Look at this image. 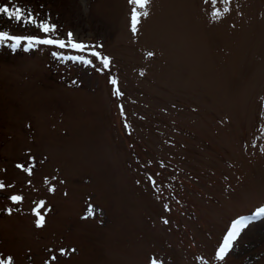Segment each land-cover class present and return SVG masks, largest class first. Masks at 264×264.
Here are the masks:
<instances>
[{"label":"rangeland","instance_id":"1","mask_svg":"<svg viewBox=\"0 0 264 264\" xmlns=\"http://www.w3.org/2000/svg\"><path fill=\"white\" fill-rule=\"evenodd\" d=\"M17 1L0 5L41 9L57 31L5 16L0 32L66 46L0 43V261L264 264V216L215 256L264 207V0ZM69 31L102 48L72 49ZM91 51L109 69L62 59L99 65Z\"/></svg>","mask_w":264,"mask_h":264},{"label":"snow or ice","instance_id":"2","mask_svg":"<svg viewBox=\"0 0 264 264\" xmlns=\"http://www.w3.org/2000/svg\"><path fill=\"white\" fill-rule=\"evenodd\" d=\"M132 3H134L135 5H138L139 7L143 8L147 3L148 0H132ZM224 3H229V0H224ZM224 11H227V9H225ZM25 12L24 9L20 8V7H15L13 6L12 8L8 7V6H3L0 7V14H6L8 19H15L17 22H25V23H34L35 21H33L31 19L32 13L29 11L27 12V17H29V19L25 20L23 13ZM145 15H147V13H145ZM137 16L133 15L132 16V24H131V31L133 33V35L136 34L137 31ZM38 28L44 32L45 34L48 33H55L57 31L56 29V25L52 24L49 25L46 22L41 21L38 25ZM73 32L69 31L67 33V44L75 50L81 51L83 52L86 48L89 47H94V48H102V45H86L84 43H74L73 42ZM11 39L14 41V44L12 45V47L15 48H19L21 46V41L22 39H26L27 40V46L24 48V51H28L32 48H34L36 45H54L57 48L60 49H64L66 46V42L64 39H52V38H48V39H37L34 37H28V38H22L19 36H8V34L6 33H2L0 32V43H2L5 40ZM53 56H57V54L54 52L52 53ZM90 55L92 57L95 58V60L99 61V65H96L92 60H87L84 59V57H63L62 59H68V60H72L73 62H80L82 64L85 65H90L95 67V70L97 72H101L103 70L109 69L110 67V58L108 56L102 55L101 52L99 51H91ZM149 55H152L151 53H149ZM60 58V57H58ZM102 66V67H101ZM109 82L112 85H117V80L116 79H110ZM74 85L77 84V81H73L72 82ZM113 95L116 97H119L122 95V92L119 90V88L114 87L113 89ZM121 115H124L123 112V108H121ZM125 127L127 128V124H125ZM18 168H24L23 165H17ZM25 171L28 172L29 175H31V168H24ZM55 179V178H53ZM151 179V177L149 178ZM61 183H63V181H61ZM5 188V184L0 182V189H4ZM50 192H54L55 191V186L49 188ZM67 193H65L66 195ZM11 200V202L13 204H17L20 201H22V197L20 195H12L9 198ZM40 207L43 208L44 207V202L41 201L40 202ZM165 208L167 209V205H165ZM9 214L12 213V209H8ZM95 214V209L92 206L88 207L87 210V216L83 217L84 219H87L88 217H92ZM33 215L36 217L35 223H36V227L40 228L43 227L44 223H45V214H42L41 212L37 211V210H33ZM259 216H264V207L258 208L257 211L254 214V217H241L239 219H236L232 222L231 225V229L227 232V235L224 237L223 243L221 244V246L218 248V250L215 253L216 259L220 260V261H224L226 258V255L233 250V242L235 239L238 238L240 232L242 231V229L239 227L240 225H245V227L247 226L248 223H251L252 220L255 217H259ZM164 223H168L167 220L164 221ZM68 251L71 252H75V249H70V250H65V249H60L59 250V256H66L68 254ZM51 260L53 262L58 261V257L57 256H52ZM0 264H5L4 261H0ZM8 264H11V258H9ZM151 264H158V261L156 259H153L151 261Z\"/></svg>","mask_w":264,"mask_h":264},{"label":"trees","instance_id":"3","mask_svg":"<svg viewBox=\"0 0 264 264\" xmlns=\"http://www.w3.org/2000/svg\"><path fill=\"white\" fill-rule=\"evenodd\" d=\"M14 2H19V1H17V0H13ZM32 1H36V0H32ZM39 2V1H38ZM36 3H37V1H36ZM8 7H10V8H12L13 6H11V5H8V4H6ZM30 5V4H29ZM0 7H3V5H0ZM22 9H24L25 10V12L23 13V15H24V18H25V20H27V19H29V17H27V12H31L32 13V16H31V19L33 20V21H35L34 23H25L24 22V24L26 25V26H28V27H30V28H32V27H38L37 25L41 22V21H43V22H46V20H44V17L42 16V15H44V14H41V9L39 10V11H37L38 13H36L35 12V10H34V8H33V6L32 7H30L29 6V8H27V6H24V7H21ZM34 12H35V15H34ZM38 14H39V16H38ZM41 14V15H40ZM7 17V15L6 14H0V17ZM23 22V21H22ZM53 23H51V24H49V25H52ZM46 39V38H45ZM114 87H116V85L114 86Z\"/></svg>","mask_w":264,"mask_h":264}]
</instances>
